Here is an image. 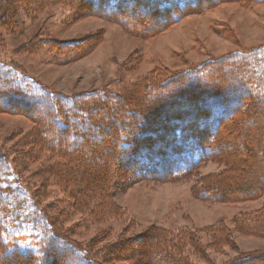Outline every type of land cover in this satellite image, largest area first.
<instances>
[{
  "label": "trees",
  "instance_id": "16d2710c",
  "mask_svg": "<svg viewBox=\"0 0 264 264\" xmlns=\"http://www.w3.org/2000/svg\"><path fill=\"white\" fill-rule=\"evenodd\" d=\"M11 1L24 0H0V5ZM47 1L33 0L30 9ZM73 1L129 34L145 36L188 11L222 0ZM6 9L0 22L15 26L16 9L11 14ZM38 44L50 46L45 40ZM0 110L33 123L16 150L0 146V264H108L109 258L120 261L135 254L124 253L123 240L106 244V254H98L92 251L93 240L81 244L69 238L25 184L23 169L44 193L55 181L67 193L70 207L89 213L92 220L119 215L110 193L122 176L175 181L209 160L224 167L202 180L195 189L199 199L232 202L264 195V45L174 72L157 71L120 90L70 95L48 91L0 60ZM42 156L46 158L29 167L31 159ZM91 175H101V183L83 186V177ZM233 222L237 231L264 238V201ZM212 233L215 244L229 237L223 225ZM166 239L162 230L149 235L143 264H199L168 249ZM228 264H264V254Z\"/></svg>",
  "mask_w": 264,
  "mask_h": 264
},
{
  "label": "rangeland",
  "instance_id": "374dc122",
  "mask_svg": "<svg viewBox=\"0 0 264 264\" xmlns=\"http://www.w3.org/2000/svg\"><path fill=\"white\" fill-rule=\"evenodd\" d=\"M32 1H11L8 6L1 3L10 14L16 9L18 22L15 26L0 22V60L17 66L48 91L66 95L102 88L120 90L157 71L174 72L231 51L264 45V0L207 4L145 36L129 34L73 0H49L36 10L30 9ZM41 40L50 43L49 48L38 44ZM32 128L26 116L0 110V146L7 151L20 147L19 141ZM45 158L31 159L34 161L29 167ZM223 167L215 160L205 161L189 176L175 181L146 177L127 180L122 176L110 193L119 215L99 220H92L81 209H72L67 193L55 181H50L44 193L30 171L23 169V176L28 188L73 241L86 244L93 240L92 251L98 254H106V244L122 240L126 243L124 253L135 250L120 261L109 258L108 264H143L148 237L155 230H162L168 249L186 260L228 264L245 255L264 254V238L237 231L233 222L240 214L259 209L264 195L232 202L199 199L195 189ZM101 180V175H91L83 177L81 184L95 186ZM92 207L95 204H90ZM217 225H223L229 236L219 245L212 233ZM151 263L147 260L146 264Z\"/></svg>",
  "mask_w": 264,
  "mask_h": 264
}]
</instances>
